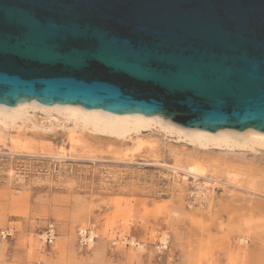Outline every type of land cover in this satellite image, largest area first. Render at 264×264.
Returning a JSON list of instances; mask_svg holds the SVG:
<instances>
[{
	"label": "rangeland",
	"instance_id": "obj_1",
	"mask_svg": "<svg viewBox=\"0 0 264 264\" xmlns=\"http://www.w3.org/2000/svg\"><path fill=\"white\" fill-rule=\"evenodd\" d=\"M247 158L233 169L158 127L121 140L29 109L0 130V264H264V154ZM85 227L97 238L80 247Z\"/></svg>",
	"mask_w": 264,
	"mask_h": 264
},
{
	"label": "water",
	"instance_id": "obj_2",
	"mask_svg": "<svg viewBox=\"0 0 264 264\" xmlns=\"http://www.w3.org/2000/svg\"><path fill=\"white\" fill-rule=\"evenodd\" d=\"M264 132V0H0V104Z\"/></svg>",
	"mask_w": 264,
	"mask_h": 264
},
{
	"label": "bare ground",
	"instance_id": "obj_3",
	"mask_svg": "<svg viewBox=\"0 0 264 264\" xmlns=\"http://www.w3.org/2000/svg\"><path fill=\"white\" fill-rule=\"evenodd\" d=\"M29 109H38L49 117L53 114L59 115L65 121L70 122L74 128H81L83 130H88L90 132L96 133L97 135H107L109 137H114L121 140L131 139L132 137L137 136L139 133H141V131H143L144 129L158 127L165 133L169 135H176L178 139H181L184 142H188L194 147L202 149V151L207 150L208 152L218 150V153L222 154L224 157L230 160L229 162H227L229 163L227 165L233 169L243 167H245L244 169H247L246 167H248V163L246 162H249L247 160L248 155H254L255 153L259 152L264 154V132L251 130L233 131L221 129L212 131L197 128H184L175 126L164 118L158 116H145L137 113L125 114L103 112L98 110L85 109L70 104L46 105L35 103L32 101L17 103L12 106L0 104V130L6 129L10 125L14 124L17 120L22 119V117L27 114ZM69 137L71 141L74 140V131L70 133ZM136 148L137 147H135V149ZM176 156L177 155L173 156V158H175ZM175 159L178 161L180 160L178 157H176ZM250 166L252 165H249V167ZM167 167L175 172H183V180L187 179V175H189L190 177L199 176V173L190 172L187 168H181V166H179L178 164L168 165ZM228 170L229 168L227 169V171ZM200 177L207 179L208 181H216L215 179H211L208 177L206 178L204 175H200ZM239 177L241 176L235 174L234 178L232 177L233 181L235 179H238ZM228 180L232 179L230 178ZM208 181L202 182V185L207 187L209 185ZM205 188L202 187V190H204ZM201 193L203 194L202 191ZM205 199L207 200V198Z\"/></svg>",
	"mask_w": 264,
	"mask_h": 264
},
{
	"label": "built area",
	"instance_id": "obj_4",
	"mask_svg": "<svg viewBox=\"0 0 264 264\" xmlns=\"http://www.w3.org/2000/svg\"><path fill=\"white\" fill-rule=\"evenodd\" d=\"M53 228H49L47 235L45 237V242L51 243L53 240ZM0 234H2L3 237L7 236L9 233L7 232H1ZM97 238V234L95 233V230L93 228H79L77 230V243L80 247H85L88 246L89 244L93 243L94 240ZM125 240L128 239L125 238ZM170 241V235L169 234H165L162 236H159L156 241L154 242V248L156 250L157 253H163L169 244ZM129 242H132L135 244V246H137L138 248H140L141 246H143V244H140L138 241H132L131 239H129Z\"/></svg>",
	"mask_w": 264,
	"mask_h": 264
}]
</instances>
